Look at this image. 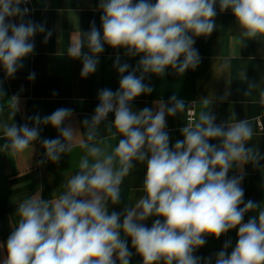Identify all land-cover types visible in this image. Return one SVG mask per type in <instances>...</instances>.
Returning a JSON list of instances; mask_svg holds the SVG:
<instances>
[{
  "label": "clouds",
  "instance_id": "9594fccd",
  "mask_svg": "<svg viewBox=\"0 0 264 264\" xmlns=\"http://www.w3.org/2000/svg\"><path fill=\"white\" fill-rule=\"evenodd\" d=\"M26 2L0 0V66L6 78L14 77L34 52L35 34L46 31L43 24L24 22L29 9L21 4ZM217 3L221 12L231 10L236 18L242 44L245 40L264 41V0H156L154 4L151 0H100L103 34L93 24L86 39L69 47L72 59L82 58L81 77L95 73L105 44L141 59L129 71L130 65L116 58L119 88L99 91L93 116L82 122L83 134L65 125L73 115L69 108H58L43 118L35 116L33 127L0 123L9 142L5 147L13 154L32 148L40 137V125H51L59 132V137L42 141L47 160L58 163L77 142L86 150L79 171L67 180L58 197L48 201L32 196L18 204L19 219L7 239L3 264H130L133 253L121 233L131 238L143 264H200L201 258L194 252L205 245L206 236L219 239L237 228L234 248L229 254L231 241H226L215 264H264V210L244 223L245 214L258 204L244 201L241 176H228L234 167L256 166L264 159L257 148L247 146L254 135L250 122L237 120L233 113L227 123L217 124L207 107L182 128L184 139L170 148L166 116L192 106L175 95L167 104L159 102L155 111L145 107L134 112L130 106L135 98L153 90L143 82L145 74L162 77L170 67L183 75L197 68L200 55L193 47V37L213 32ZM12 17L21 22H8ZM50 36L48 32L45 42ZM223 67H228L227 61ZM34 78L35 73L28 77ZM257 87L250 81L245 95ZM3 96L0 88V98ZM11 99L13 119L18 97ZM202 103L209 106L211 99ZM259 103L264 105V91L259 93ZM113 112L115 118L107 131L115 129L122 138L108 153L99 146V126ZM134 162H146L144 194L134 206L110 214L108 205L120 202L121 185ZM153 216L163 221L156 219L147 227L143 222ZM204 264H211V258Z\"/></svg>",
  "mask_w": 264,
  "mask_h": 264
},
{
  "label": "crops",
  "instance_id": "0c3cea01",
  "mask_svg": "<svg viewBox=\"0 0 264 264\" xmlns=\"http://www.w3.org/2000/svg\"><path fill=\"white\" fill-rule=\"evenodd\" d=\"M155 2L151 0V3ZM99 4L100 0L31 1V12L23 20L43 24L46 31L35 34L34 52L24 59V66L17 70L14 77L6 78L0 66V88L4 92L0 98V123H14L17 126L27 124L33 127L35 116L43 118L58 108H69L73 110V115L65 121V125H71L83 134L82 122L93 116L99 104V91L107 88L115 92L119 88L120 74L114 67L116 58L119 57L121 64L128 63L129 71L136 68L141 59V56L126 55L123 48L113 49L105 44L104 51L97 57L99 63L95 73L87 78L81 77L82 58L72 59L69 47L77 40L86 39L85 34L93 24L103 34L100 21L103 11ZM215 9L217 15L214 17L213 32L207 37H193V47L200 55L197 68L188 69L183 75H178L170 67L162 77L145 74L143 82L153 90L150 94L135 98L130 106L134 112L145 107L155 111L159 102L167 104L175 95L184 100L186 106L193 105L194 120L207 107L215 115L217 124L227 123L234 113L237 120H248L253 127L254 135L247 146L257 148L264 156V105L259 103V93L264 91V41L245 40L242 44L240 30L231 10L221 12L218 3ZM20 22L19 17L14 21ZM48 32H51V36L45 42ZM83 50L87 52L86 44ZM225 61L228 62L227 68L223 67ZM31 73H35L33 80L28 79ZM136 75L139 76L140 72L137 71ZM250 81L258 87L250 95H245ZM12 96L18 97V110L10 119L14 111L11 107ZM205 98L211 99L209 106L202 103ZM112 121L114 119H106L99 126L102 138L99 146L108 153L114 150L122 138L115 133V129L107 131ZM188 124L187 108L174 116H166L165 130L170 137V148L184 139L181 130ZM57 137V129L51 125H40V137L33 142L32 148L13 154L10 148L5 147L9 142L0 130V264H3L7 256L6 242L19 219L16 215L18 204L32 196L54 200L64 191L63 185L67 180L79 171V163L86 150L78 142L69 153L61 156L58 163L46 159L42 141ZM146 170V162H134L133 170L121 185L120 202L108 205L110 214L122 213L125 208L135 205L144 194L141 189ZM228 176H241L244 201L251 200L258 204L256 209L245 214L243 222L246 223L249 218L258 216L259 211L264 210V159L256 166L248 163L243 169L234 167ZM156 219L163 221L162 217L153 216L143 223L151 227ZM237 232L238 228L230 230L219 239L206 236L205 245L194 252L195 256L201 258L200 264H204L208 258H211V264H215L216 254L223 250L225 242L229 240L231 246L227 251L230 254L238 239ZM121 237L127 240L129 250L133 253L130 264H143L142 258L135 254L131 246V238L124 237L123 233Z\"/></svg>",
  "mask_w": 264,
  "mask_h": 264
},
{
  "label": "built area",
  "instance_id": "2783aa9c",
  "mask_svg": "<svg viewBox=\"0 0 264 264\" xmlns=\"http://www.w3.org/2000/svg\"><path fill=\"white\" fill-rule=\"evenodd\" d=\"M31 1L32 0H27V2L26 3H22L21 4V7L23 8V7H27L28 9H29V13L31 12ZM28 13V14H29ZM27 14V15H28ZM17 17H12V18H9V21L8 22H12V23H14V21H15V19H16ZM189 106H192V108L189 110V109H187V120L190 122V121H193L194 120V108H193V105L191 104V105H189ZM115 117H114V112L113 113H109L108 114V117H107V120L108 119H114ZM260 125V124H259Z\"/></svg>",
  "mask_w": 264,
  "mask_h": 264
},
{
  "label": "trees",
  "instance_id": "16d2710c",
  "mask_svg": "<svg viewBox=\"0 0 264 264\" xmlns=\"http://www.w3.org/2000/svg\"><path fill=\"white\" fill-rule=\"evenodd\" d=\"M250 219V218H249Z\"/></svg>",
  "mask_w": 264,
  "mask_h": 264
}]
</instances>
